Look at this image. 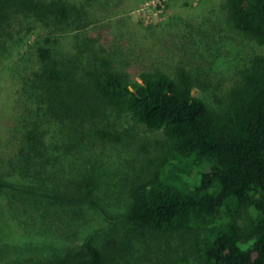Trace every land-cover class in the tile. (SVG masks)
I'll list each match as a JSON object with an SVG mask.
<instances>
[{
  "label": "trees",
  "instance_id": "trees-1",
  "mask_svg": "<svg viewBox=\"0 0 264 264\" xmlns=\"http://www.w3.org/2000/svg\"><path fill=\"white\" fill-rule=\"evenodd\" d=\"M96 1L0 0V60L11 55L23 107L2 142L0 200L39 240L19 253L0 237V264H264V52L198 76L157 52L150 24L132 78L87 33L104 27ZM222 6L264 45V0ZM136 126L151 132L137 168ZM115 166L128 169L112 194L98 172ZM90 210L134 225L98 244Z\"/></svg>",
  "mask_w": 264,
  "mask_h": 264
},
{
  "label": "rangeland",
  "instance_id": "rangeland-1",
  "mask_svg": "<svg viewBox=\"0 0 264 264\" xmlns=\"http://www.w3.org/2000/svg\"><path fill=\"white\" fill-rule=\"evenodd\" d=\"M222 5L223 0H99L94 6L96 18L104 27L87 33L91 36L101 34L99 36L106 54L118 69L127 72L132 78L137 76L142 67L139 60L144 59L143 53L139 52V45H136V36L144 31L149 33L145 26L150 24L153 25L150 29L157 30L154 35L150 33L149 36L156 41L154 46L157 52L164 53L173 60L184 61L198 76L206 73L227 75L247 64L254 53L264 52V45L244 38L232 26ZM36 33L37 31L30 34L25 43L30 42ZM140 51H143L142 48ZM11 60V55L0 60L1 154L4 152L3 140L8 137L10 127L23 113L22 95L4 68ZM150 134L146 126H136V136L132 139L136 168L146 153L141 145L150 139ZM126 169L128 167L115 166L98 172L102 190L112 194L118 192L124 182L121 179ZM119 172L122 173L118 175ZM88 218L91 228L101 225L103 227V230L93 237V241L98 244L117 237L134 225L125 220L108 224V221L94 210L88 212ZM10 223L0 200V237L10 244L6 249L10 252H28L23 249L24 245L39 240L30 242L24 233L12 227Z\"/></svg>",
  "mask_w": 264,
  "mask_h": 264
}]
</instances>
